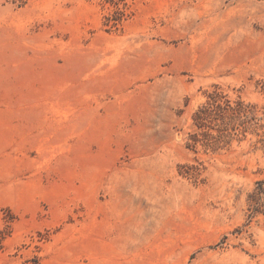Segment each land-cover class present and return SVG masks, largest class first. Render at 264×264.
Here are the masks:
<instances>
[{
  "label": "rangeland",
  "instance_id": "374dc122",
  "mask_svg": "<svg viewBox=\"0 0 264 264\" xmlns=\"http://www.w3.org/2000/svg\"><path fill=\"white\" fill-rule=\"evenodd\" d=\"M260 181L264 0H0V264H264Z\"/></svg>",
  "mask_w": 264,
  "mask_h": 264
},
{
  "label": "trees",
  "instance_id": "16d2710c",
  "mask_svg": "<svg viewBox=\"0 0 264 264\" xmlns=\"http://www.w3.org/2000/svg\"><path fill=\"white\" fill-rule=\"evenodd\" d=\"M220 108V104L218 103L217 93H213L209 96V99L207 100L206 104L201 106L194 115V124L197 125L199 129H201L199 132H195L190 134L191 142L188 144V146H191V148L195 147V145L199 142H202L204 147H212L213 144L208 143V138H213L209 132V129L212 128L205 124V121L209 118V116L213 113V110H217ZM235 117V115H234ZM230 123H225L224 128L219 129L218 137L226 132L229 128ZM240 125H243L244 129L242 131H245L247 127H245L244 122H241ZM216 137V136H215ZM216 140V139H215ZM250 201L253 205L254 212H263L262 207H264V181H260L257 183L256 188L253 190V192L250 194Z\"/></svg>",
  "mask_w": 264,
  "mask_h": 264
}]
</instances>
